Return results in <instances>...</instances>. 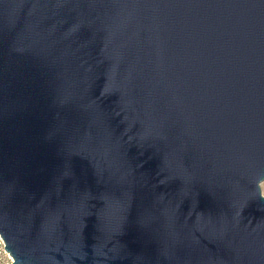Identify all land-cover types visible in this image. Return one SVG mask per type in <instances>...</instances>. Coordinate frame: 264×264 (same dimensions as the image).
<instances>
[{
	"label": "water",
	"instance_id": "95a60500",
	"mask_svg": "<svg viewBox=\"0 0 264 264\" xmlns=\"http://www.w3.org/2000/svg\"><path fill=\"white\" fill-rule=\"evenodd\" d=\"M264 0H0L11 264H264Z\"/></svg>",
	"mask_w": 264,
	"mask_h": 264
},
{
	"label": "rangeland",
	"instance_id": "374dc122",
	"mask_svg": "<svg viewBox=\"0 0 264 264\" xmlns=\"http://www.w3.org/2000/svg\"><path fill=\"white\" fill-rule=\"evenodd\" d=\"M260 187H261L262 193H264V180L261 181ZM0 264H11V260H10L9 256H7L6 254L1 255L0 256Z\"/></svg>",
	"mask_w": 264,
	"mask_h": 264
},
{
	"label": "built area",
	"instance_id": "2783aa9c",
	"mask_svg": "<svg viewBox=\"0 0 264 264\" xmlns=\"http://www.w3.org/2000/svg\"><path fill=\"white\" fill-rule=\"evenodd\" d=\"M3 245H4V244H3V241H2V239L0 238V256L3 255V254H6L7 256H9V255L5 252ZM9 258H10V257H9ZM10 260H11V258H10Z\"/></svg>",
	"mask_w": 264,
	"mask_h": 264
}]
</instances>
